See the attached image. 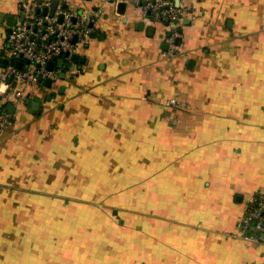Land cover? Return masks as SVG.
<instances>
[{"label": "crops", "instance_id": "1", "mask_svg": "<svg viewBox=\"0 0 264 264\" xmlns=\"http://www.w3.org/2000/svg\"><path fill=\"white\" fill-rule=\"evenodd\" d=\"M23 1L0 0L13 89ZM174 1L189 9L175 54L167 23L118 0L57 79L4 98L0 264H264L239 225L264 192V0Z\"/></svg>", "mask_w": 264, "mask_h": 264}, {"label": "built area", "instance_id": "2", "mask_svg": "<svg viewBox=\"0 0 264 264\" xmlns=\"http://www.w3.org/2000/svg\"><path fill=\"white\" fill-rule=\"evenodd\" d=\"M117 1L107 0L93 14L86 13L81 7L75 8L59 2L53 14L44 13L46 6L51 8L53 0H29L21 3L20 11L25 13V17L10 26L7 45L10 57L28 63V73L25 83L13 89L11 86L14 82L22 79L20 67L15 62L0 66V129L10 122V113L4 101L6 95L20 99L25 97L29 85L38 90L47 78L57 79V70L50 69L48 62L56 61L64 55L70 58L78 53L89 40L94 23L106 12V6ZM129 1L137 3L150 21L168 24L170 33L165 37L168 43L165 54L172 55L182 50L180 26L189 11L187 6L177 4L174 0ZM38 9L40 12H37ZM239 225L245 239L264 241L263 191L259 190L247 198L245 215Z\"/></svg>", "mask_w": 264, "mask_h": 264}, {"label": "water", "instance_id": "3", "mask_svg": "<svg viewBox=\"0 0 264 264\" xmlns=\"http://www.w3.org/2000/svg\"><path fill=\"white\" fill-rule=\"evenodd\" d=\"M58 2H59V0H53V4H52L51 8H48V7L46 6V7L44 8L43 12H44V13L53 14L54 11H55V9H56V7H57ZM125 6H126V2H125V1H121V2L119 3V7H120V8H123V7H125ZM37 12H40V9H38ZM10 17H13V15H10L9 18H10ZM24 17H25V13H22V15H21V19H24ZM61 18H62V15H61ZM10 23L12 24L13 22H10ZM74 39H76V36H75ZM72 58H73L74 60H77V59L79 58V54H78V53H74V54L72 55ZM5 62H6V60H5ZM20 63H21V61H18V64H20ZM55 64H56V61H55V60H51V61L48 62V67H49L50 69H53V68L55 67ZM58 64L61 65V66H66L68 69H70V68L72 67V62H66V63H64L63 60H59V61H58ZM62 73H63V74H62L61 77L65 76V72H64V70L62 71ZM40 79H41V78H40ZM45 82H46L48 85H50V84L52 83V79H51V78H47V79L45 80Z\"/></svg>", "mask_w": 264, "mask_h": 264}, {"label": "trees", "instance_id": "4", "mask_svg": "<svg viewBox=\"0 0 264 264\" xmlns=\"http://www.w3.org/2000/svg\"><path fill=\"white\" fill-rule=\"evenodd\" d=\"M6 104H7V103H6ZM6 104H5V105H6Z\"/></svg>", "mask_w": 264, "mask_h": 264}]
</instances>
